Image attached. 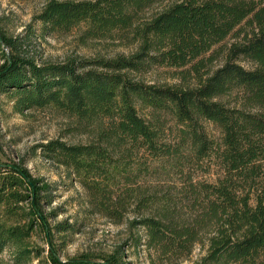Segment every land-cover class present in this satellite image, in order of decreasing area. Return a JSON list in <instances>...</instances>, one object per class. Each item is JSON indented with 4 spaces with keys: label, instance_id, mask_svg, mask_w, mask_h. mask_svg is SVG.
I'll return each mask as SVG.
<instances>
[{
    "label": "trees",
    "instance_id": "obj_1",
    "mask_svg": "<svg viewBox=\"0 0 264 264\" xmlns=\"http://www.w3.org/2000/svg\"><path fill=\"white\" fill-rule=\"evenodd\" d=\"M37 19L44 34L83 25L84 39L137 46L129 56L39 63L27 48L32 25L19 37L0 27V96L21 115L53 107L91 139L34 147L75 177L88 211L135 231L134 248L153 264H178L196 247L206 251L201 264H264V1L48 0ZM221 55L224 64L208 71ZM154 68L197 86L138 79ZM212 166V182L192 174ZM59 190L24 159H0V259L11 249L16 264L30 262L29 241L40 232L52 246L41 264H129L123 246L101 259H59L53 236L74 227L49 226Z\"/></svg>",
    "mask_w": 264,
    "mask_h": 264
},
{
    "label": "rangeland",
    "instance_id": "obj_2",
    "mask_svg": "<svg viewBox=\"0 0 264 264\" xmlns=\"http://www.w3.org/2000/svg\"><path fill=\"white\" fill-rule=\"evenodd\" d=\"M47 1L0 0V27L9 35L19 37L25 35L28 27L32 25L34 37L29 39L27 48L39 63H58L68 58L89 61L111 59L119 55L129 56L136 51V45L117 38L84 39L82 38L85 29L83 25L66 34H44L43 24L37 16ZM159 9H161L160 6L154 8L147 16ZM233 41L234 39H228L223 44L224 48ZM4 50L8 52V49L4 48ZM224 62L225 55L219 56L208 71H215ZM3 64L4 60L0 54V67ZM240 64L246 69L254 67V64L249 61L240 60ZM178 73L167 68H154L149 73L139 76L138 79L149 84L197 86L195 79L183 82ZM138 110L142 117L152 119L148 116V110L141 107ZM74 124L72 118L53 107L32 110L24 115L18 114L14 110V102L6 96H0V159L14 162L24 159L32 175L59 186L58 199L46 210L47 213L57 212L56 217L49 219V226L52 227L59 222L74 225L73 229L64 236L54 232L53 246L61 261L82 255L101 259L115 248L123 246L127 263L153 264L149 259V252L144 247L138 250L134 248L132 236L136 233L135 231L131 234L125 230V227H117L106 218L88 211L86 193L75 177L69 176V172L64 167L46 159L40 150H35L36 145L55 139L69 144L89 143L90 137L76 131ZM171 125L172 123L168 121L167 126ZM206 129L212 137L220 136L218 129L213 125L206 124ZM204 164L208 165V162L205 161ZM212 167L209 173L197 169L192 174L197 179L212 182L216 178V168ZM51 247L44 240L42 233H35L29 241V249L35 250L32 254L33 259L26 264L44 263ZM37 251L41 254L40 258L36 257ZM205 254L204 249L196 247L190 258L178 264H201ZM13 255L14 250H7L2 255L0 264H16ZM155 264L162 263L156 261Z\"/></svg>",
    "mask_w": 264,
    "mask_h": 264
}]
</instances>
